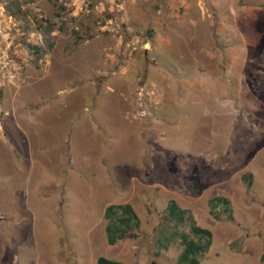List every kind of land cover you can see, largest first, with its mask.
<instances>
[{
  "label": "rangeland",
  "instance_id": "obj_1",
  "mask_svg": "<svg viewBox=\"0 0 264 264\" xmlns=\"http://www.w3.org/2000/svg\"><path fill=\"white\" fill-rule=\"evenodd\" d=\"M22 116L0 264H178L171 200L212 233L199 264H264V0H0L2 155ZM112 203L140 226L109 245Z\"/></svg>",
  "mask_w": 264,
  "mask_h": 264
},
{
  "label": "trees",
  "instance_id": "obj_2",
  "mask_svg": "<svg viewBox=\"0 0 264 264\" xmlns=\"http://www.w3.org/2000/svg\"><path fill=\"white\" fill-rule=\"evenodd\" d=\"M223 204L229 209V200L225 197H215L209 200L211 208ZM103 217L106 221L105 233L107 243L115 244L126 238H135L140 226V219L130 203H112L105 207ZM163 229L169 232L170 239L179 238L182 249L177 256L178 264H199L200 258L209 249L212 233L201 227L188 215V210L181 208L171 200L163 215ZM182 225H188V230H179ZM172 237V238H171ZM164 245V244H163ZM96 264H124L121 261L99 256Z\"/></svg>",
  "mask_w": 264,
  "mask_h": 264
},
{
  "label": "crops",
  "instance_id": "obj_3",
  "mask_svg": "<svg viewBox=\"0 0 264 264\" xmlns=\"http://www.w3.org/2000/svg\"><path fill=\"white\" fill-rule=\"evenodd\" d=\"M230 59L234 60L232 58H230ZM242 60L248 61L249 58H244ZM252 60L253 59H251L250 61H252ZM253 73H255V72H253ZM233 77L231 78L232 80H233ZM255 84H256L255 80L251 79V87H252V89H250L251 87H250L249 83L247 82V86L249 87V88L247 87L248 90H253V86ZM20 119L21 120H25L26 117L22 116L21 118H18V119L14 118V124H16V127H18L21 131L23 130L24 135H23L22 138L24 139V141L26 143L27 152L24 153V152H21V151L18 150L19 153L18 152L16 153V151H14L13 155H9V153H8V155H2L1 154L2 151H0V170H2V168L5 165V163L11 164V167H13L12 170H14V199H15V197H16L18 192L23 194V191L18 189L19 186H20V183H18V181L20 179L24 178L25 179L23 181L24 185H26V183L28 182V179H29L28 175L31 174L30 168L33 165V163H32L33 161L32 160H33V156H34L33 154H31L29 152V149H32V148H30V145H29V141L30 140L28 138V134L25 133L24 128L21 126L22 123H21ZM15 142L16 141L14 140V144H15ZM16 146L18 147V145H16ZM11 156L13 157L14 161L12 160ZM9 184H10V182H9ZM24 197H26V195ZM0 251H1V249H0Z\"/></svg>",
  "mask_w": 264,
  "mask_h": 264
}]
</instances>
